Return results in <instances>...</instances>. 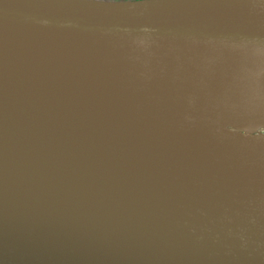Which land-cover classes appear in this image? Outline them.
Wrapping results in <instances>:
<instances>
[{"label":"water","instance_id":"water-1","mask_svg":"<svg viewBox=\"0 0 264 264\" xmlns=\"http://www.w3.org/2000/svg\"><path fill=\"white\" fill-rule=\"evenodd\" d=\"M0 16L264 54V0H0ZM36 48H0V264H264V171L140 140L93 84L70 94L72 61Z\"/></svg>","mask_w":264,"mask_h":264},{"label":"bare ground","instance_id":"bare-ground-1","mask_svg":"<svg viewBox=\"0 0 264 264\" xmlns=\"http://www.w3.org/2000/svg\"><path fill=\"white\" fill-rule=\"evenodd\" d=\"M0 43L4 51L17 50L12 62L22 61L25 50L36 47L41 61L51 57L55 68L72 61L77 76L70 94L84 98L86 93L79 90L82 82L93 84L113 101L111 114L128 111L124 124L138 123L142 141H167L174 150L193 139L199 152L196 163L215 157L218 166L227 160L231 169L249 175L264 171V132L255 131L264 127V54L63 31L2 16ZM97 69L108 72L96 74ZM239 109L240 115L234 117ZM162 127L167 132H159ZM198 128L199 138L193 133ZM233 153L238 154L237 161ZM215 161L209 169L217 175L223 170L216 169Z\"/></svg>","mask_w":264,"mask_h":264},{"label":"rangeland","instance_id":"rangeland-1","mask_svg":"<svg viewBox=\"0 0 264 264\" xmlns=\"http://www.w3.org/2000/svg\"><path fill=\"white\" fill-rule=\"evenodd\" d=\"M97 71H99L100 75H103L102 73H103L105 70H101V71H100L99 69H97V70H96V74H97ZM107 72H108V71H105L104 73H107ZM84 75H85V74H84ZM172 75L174 76L175 74H172ZM151 76H152V75H151ZM151 76H150L149 78H153V79H155L154 77H156V76H154V75H153L152 77H151ZM194 81H195V80H194ZM213 81L215 82V79H213ZM224 82H227V81L224 80ZM224 82H222V83H224ZM131 83H132V81L129 82V84H131ZM195 83H196V81L194 82V84H195ZM222 83H221L220 85L217 83V86L219 85V88H220V87H223L225 83H224V84H222ZM222 85H223V86H222ZM145 88L147 89L148 86L145 87ZM149 88H150V87H149ZM216 88L218 89V87H216ZM149 101H150V100H149ZM147 104H148V103H147ZM238 111H239V112H238L236 115H233L234 117H238V116L240 115V113H241V109H239ZM238 124H239V123H238ZM190 130H191V129H190ZM190 130H189V131H190ZM192 130H193V128H192ZM192 130H191V131H192ZM259 130H261V127H260V128L258 127L255 131H259ZM204 131H205V130H204ZM204 131H203V134H204ZM263 131H264V130H263ZM187 132H188V131H187ZM199 132H200L199 128L197 129L196 132L193 131L194 134H195V133L197 134V135H195L197 138H199L198 136L201 137V132H200V133H199ZM195 136H193V137L195 138Z\"/></svg>","mask_w":264,"mask_h":264}]
</instances>
